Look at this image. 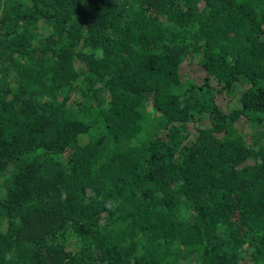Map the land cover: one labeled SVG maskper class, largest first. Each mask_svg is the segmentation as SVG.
<instances>
[{
    "label": "trees",
    "instance_id": "1",
    "mask_svg": "<svg viewBox=\"0 0 264 264\" xmlns=\"http://www.w3.org/2000/svg\"><path fill=\"white\" fill-rule=\"evenodd\" d=\"M0 264H264V0H0Z\"/></svg>",
    "mask_w": 264,
    "mask_h": 264
},
{
    "label": "rangeland",
    "instance_id": "2",
    "mask_svg": "<svg viewBox=\"0 0 264 264\" xmlns=\"http://www.w3.org/2000/svg\"><path fill=\"white\" fill-rule=\"evenodd\" d=\"M185 74L190 75V76H195V77H199L202 75V72L200 70H198L197 66H193V65H189L186 67V69L184 70ZM197 80V79H196ZM222 99L223 97L220 96ZM101 99V98H100ZM218 103L221 105L222 100L219 98H217ZM102 102V101H101Z\"/></svg>",
    "mask_w": 264,
    "mask_h": 264
}]
</instances>
